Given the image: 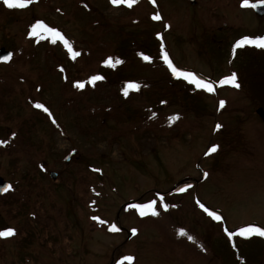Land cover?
<instances>
[{"label": "rangeland", "instance_id": "374dc122", "mask_svg": "<svg viewBox=\"0 0 264 264\" xmlns=\"http://www.w3.org/2000/svg\"><path fill=\"white\" fill-rule=\"evenodd\" d=\"M238 1L0 0V49L13 55L0 65V178L12 186L0 231L15 232L0 238V264H264V242L239 235L264 228V48L233 49L264 37V16ZM38 21L80 55L30 35ZM158 32L174 66L213 92L136 58L131 38L154 46ZM115 55L127 63L111 72ZM232 74L238 88L220 83ZM95 75L105 78L89 83ZM124 80L139 88L125 96ZM147 109L158 124L144 122ZM152 201L144 216L131 207Z\"/></svg>", "mask_w": 264, "mask_h": 264}, {"label": "snow or ice", "instance_id": "6c2138e0", "mask_svg": "<svg viewBox=\"0 0 264 264\" xmlns=\"http://www.w3.org/2000/svg\"><path fill=\"white\" fill-rule=\"evenodd\" d=\"M122 2V0H111V3L113 4H120ZM136 0H127L128 6L131 7L133 3H135ZM154 2V0H153ZM3 4L7 7V8H24L26 7V4L24 2V0H3ZM244 7H248L249 6V0H244L243 5ZM252 7H255L256 5H251ZM153 19H160L159 15H156L153 17ZM41 30V31H46L52 34V36L55 37V39L52 41L53 43L56 42V40H59L61 42H63L64 46L66 47L68 54L70 56L71 59L75 60L77 56L80 55L79 52H75L72 49V46L69 44V42L64 38V36L57 31L54 28H50L47 25H45L43 22L38 21L36 24H34L32 26V31L30 33V35H36L37 34V30ZM248 44V45H254L256 47L259 48H264V37H258L256 39H250L248 37H244L242 40L238 41L236 43V45L234 46L235 48H239L242 47L243 45ZM142 58L145 61L149 60L148 56H142ZM162 58L164 60V63L167 65L168 69L170 70V72L172 73V75L178 79H183L185 81H187L189 84L194 85L197 89H202L205 90L207 92H213L214 88L213 85L211 84V82H205L203 79H198L194 74L190 73V72H185V71H181L180 69H178L176 66H174V64L172 63V61L168 58V55L166 53L162 52ZM5 60L8 59V57L4 58ZM106 66L109 67H115V64H119L122 63V61L120 60H116L115 64H113L112 59L109 58L108 60H106L105 62ZM61 71H63V69H61ZM105 77L101 76V75H95L92 76L90 78L89 83L95 84L97 81H101L103 80ZM220 83L223 84H231L234 87H239V84L236 83V76L235 74H232L231 77L225 78L224 80H221ZM74 87L78 88V89H83L85 87V85L83 83H76L74 85ZM139 85L134 84V83H129L126 85V87L123 89V94L125 96L128 95V91L129 89H138ZM224 102L221 101L220 102V106L223 107ZM35 107L38 109H43L45 112H48V109L45 108L42 104H35ZM49 115H51V113H49ZM174 119H179V117H175ZM53 123H55V121H53ZM221 127V125L217 124L216 128L219 129ZM217 147L218 146H213L209 149V152H216L217 151ZM207 175V173H205V176ZM10 185L8 187L3 188V191H8L10 189ZM183 191V189L181 190ZM163 199V198H161ZM155 201H152L148 204L145 205H132L131 207L136 208L137 210H139V213L141 216H144L145 210H151L153 209V205L155 204ZM166 207V206H165ZM200 207L207 212V214L212 217L214 220L219 221L221 219V217L219 215H216L214 212L209 211L207 208L204 207L203 204L200 205ZM153 216L158 215L157 212H155L154 210L151 213ZM94 219H96L94 217ZM113 231H117L118 229H116L115 225H113L112 229ZM133 234L136 233V229H133ZM15 234L14 230L12 228H8L5 231H0V238H7V237H11ZM180 235H185V233L181 230V232L179 233ZM252 234H256L259 235L261 237H264V229L259 228V227H244L240 229L239 235L244 236V237H248ZM231 236V234H229ZM188 239H192V237H188ZM125 259L127 260H131L132 257H126Z\"/></svg>", "mask_w": 264, "mask_h": 264}, {"label": "trees", "instance_id": "16d2710c", "mask_svg": "<svg viewBox=\"0 0 264 264\" xmlns=\"http://www.w3.org/2000/svg\"><path fill=\"white\" fill-rule=\"evenodd\" d=\"M239 3V5H241V4H243V2H244V0H239L238 1ZM137 23H135V24H133V25H136ZM168 27V26H167ZM163 29H165V26L163 27ZM166 30V29H165ZM168 30V29H167ZM34 36H41V34H40V32H37V34L36 35H34ZM151 38H152V41H153V43H154V46H146L145 45V47H143V45L144 44H140V43H138V42H140V41H138V39H137V37L136 36H133L132 38H131V41H130V43L128 44V47L130 48V49H132V50H134L135 52H137V53H135V55L137 56L136 58L137 59H139V58H141V60L143 61L142 62V64H144V62L145 63H147V65L149 66V67H151V68H155L156 70L157 69H159V68H163L164 67V70H165V72L167 73V74H169L168 75V77H169V79L171 80V81H173V82H182V79H178V78H176V77H174L173 75H172V73L170 72V70L168 69V67H167V65L164 63V60H163V58H162V52L163 53H166L167 55H168V58L171 60V57L169 56V54H168V52L166 51V49H165V46H164V36H163V34L162 33H155L154 35H151ZM137 42V43H136ZM164 46V47H163ZM152 47H154V49L151 51V52H147V50H149L150 48H152ZM247 48L248 46H244V47H242V48ZM245 48V49H246ZM139 49H141V50H139ZM139 51H141V53L139 52ZM234 51H233V53H232V55H231V59H234L235 58V55H234ZM125 55L126 56H128V55H130V53L128 52V53H125ZM142 56H148L149 57V60L148 61H145L143 58H142ZM118 58H120V59H122L125 63H127V60H126V58H124V57H122V56H120V55H115L113 58H112V62H113V64H115V61L116 60H118ZM106 61V60H105ZM79 66H81V65H79ZM119 67H121V63H119V64H115V68L116 69H112L113 67H109V66H107V67H105V68H108L107 70L108 71H111V72H117V69L119 68ZM127 76V74L125 73V75H124V77L123 78H125ZM184 82L185 83H187V84H189L187 81H185L184 80ZM130 82H127L126 80H124V81H122V84L124 85V88L126 87V85L127 84H129ZM189 85H191V84H189ZM191 87H192V89H193V91H196L197 90V88L194 86V85H191ZM161 107H162V109L164 110V108H166L167 107V102L165 101V100H163V104L161 103ZM156 110V109H155ZM154 109H147L146 110V113L147 114H145L144 116H148V117H146L145 119H144V122L148 119V120H151L152 122H155L157 119H158V114H159V112H160V110H158V111H155ZM162 111V110H161ZM174 117L171 115V116H165V118L163 119V121H172V120H174L173 119ZM159 120V119H158ZM157 122H159V121H157ZM157 122H155V123H157ZM158 124V123H157ZM165 127H166V125H165ZM5 195V194H4ZM0 197H2V198H4L3 197V195H1ZM23 203V202H22ZM15 204V203H14ZM91 207V206H90ZM23 209H25L24 207H23ZM255 238H257V240H260V241H263L264 242V237H261V236H259V235H256V234H252V235H250V236H248V237H245V239H255ZM263 244V243H262ZM230 246V249H231V251H233V252H235V246L234 245H232V244H229ZM263 246V248H264V244L262 245Z\"/></svg>", "mask_w": 264, "mask_h": 264}, {"label": "water", "instance_id": "95a60500", "mask_svg": "<svg viewBox=\"0 0 264 264\" xmlns=\"http://www.w3.org/2000/svg\"><path fill=\"white\" fill-rule=\"evenodd\" d=\"M193 2V0H191ZM252 5H256L255 7L251 8L253 9L255 15L257 18H261L264 16V1H259V2H255ZM12 54L9 51H5L4 49H0V64L2 63H7L9 62L10 58H11ZM8 57L7 60H5L4 58ZM256 114L260 117V119L262 120V122L264 123V112L262 109H257L256 110ZM50 178L55 181L57 178V174L54 172L50 173ZM9 184L5 181H3L2 178H0V194L4 193L5 191H3V188L8 187Z\"/></svg>", "mask_w": 264, "mask_h": 264}]
</instances>
